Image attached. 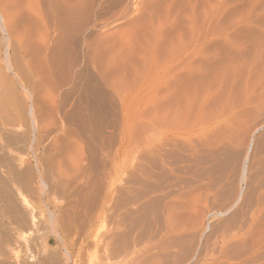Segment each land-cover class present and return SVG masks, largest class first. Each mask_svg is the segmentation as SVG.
Returning a JSON list of instances; mask_svg holds the SVG:
<instances>
[{"label":"rangeland","instance_id":"1","mask_svg":"<svg viewBox=\"0 0 264 264\" xmlns=\"http://www.w3.org/2000/svg\"><path fill=\"white\" fill-rule=\"evenodd\" d=\"M86 1L67 80L47 0H0V264H264V0Z\"/></svg>","mask_w":264,"mask_h":264},{"label":"bare ground","instance_id":"2","mask_svg":"<svg viewBox=\"0 0 264 264\" xmlns=\"http://www.w3.org/2000/svg\"><path fill=\"white\" fill-rule=\"evenodd\" d=\"M72 1H74V0H71L70 2H69V0L68 1L67 0H47V3H46V6L48 7L49 12H51L50 16L47 18V20L50 23V25L47 26V30H46V33H45L46 49L49 51V55H48L49 58L47 57V60H48L47 61V66L49 68L48 70H49V73H50V75L52 77L54 76L56 71L58 73V71L60 70V72L63 73V76H65V77H63L64 79H66V76H67V80L69 79L68 78L69 77L68 75L70 74L69 70L71 69V66L73 68V66H74V64L76 62L75 51H74V47L73 46H74V44H75V42L77 40V34L79 33L81 26L84 25L85 19H86V18L84 19V17H83L84 14L82 16V13H81L82 10L86 9L85 5H84V1H86V0H76L74 3ZM86 2H85V4H86ZM125 13L126 12H124V13L122 12L119 15L120 19L124 18L127 15ZM80 14H81V18L83 17V19L80 18L81 20H83V21H81V23L84 22L82 25L80 24V19H79ZM90 15H89V18L86 19V20H89V21L92 20V18L90 19ZM94 18H96V17H94ZM0 19H1L2 24H3V29H5L4 26L7 25V24H5L6 22H4L5 20L3 19L1 12H0ZM89 21H87V23ZM102 25L106 27V25H107L106 21H103ZM7 28H6V31L8 30ZM7 39H8V37H7ZM181 69H184L185 72L180 71L178 66H176V67L173 66V67L168 68V69L167 68L162 69V72H160L158 77H160V78H170V79H174L176 81V80H180V79H182V80L183 79H188L189 77L192 76V75H190V65L189 64H186V65L182 64ZM65 72H67V73H65ZM77 72H75V73H77ZM64 73H65V75H64ZM84 73H82V74H84ZM98 73H99V76H100L99 79L102 82L97 81L98 80L97 79V77H98L97 75L94 76V75L91 74L90 77H89V88L91 87V90H89V94L86 95V97L88 99L84 100V102L86 104H84V106L82 104H81L82 106L80 104H79L80 106L78 105L79 108L81 109L79 111H81V114L83 115L82 117L86 119L85 121H88L90 123L95 122L94 117H95V111L97 110L96 109L97 105H95V104H97V103L94 102L93 100L96 99V95L97 94L95 92H98L97 90L100 89V87H101V85L100 84L98 85V83H103V85L105 87H107L108 89L113 90L114 92H116L118 90L117 87L115 86V84H113V83L111 84V82L107 78V73L105 71L99 69L97 74ZM60 75H62V74H60ZM70 76H71V74H70ZM78 76H80V75L78 74L77 77ZM86 82H84V83H86ZM86 89H87V87H86ZM86 89H85V91H86ZM92 90H93V94H92ZM171 91L173 93V89ZM167 92H168V89L166 90V89H164V87H160L159 88V94L161 95L160 99L161 100L163 99L160 102L159 118H158L157 140L159 142V146H162L165 143H168V144L172 143V145H174V136L177 133L176 132L177 128L174 126V124L172 123L171 120L170 121L168 120L169 114H168V110L166 108L168 103L171 104V100H169L170 102H168L166 104L167 96L168 97L172 96L176 92H175V90H174V92H175L174 94H172L170 92H169L170 94H168ZM103 93H104V91H103ZM98 95L100 96L101 93L98 94ZM103 95H105V94H103ZM90 100L92 102H90ZM173 114H175V113H173ZM90 123H88V124H90ZM28 174H29V171H28Z\"/></svg>","mask_w":264,"mask_h":264}]
</instances>
